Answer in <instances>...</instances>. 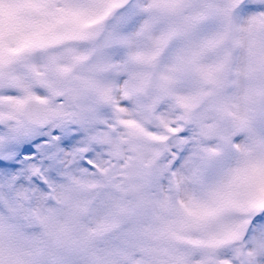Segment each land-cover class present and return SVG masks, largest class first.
I'll return each mask as SVG.
<instances>
[{
    "label": "snow or ice",
    "instance_id": "obj_1",
    "mask_svg": "<svg viewBox=\"0 0 264 264\" xmlns=\"http://www.w3.org/2000/svg\"><path fill=\"white\" fill-rule=\"evenodd\" d=\"M0 264H264V0H0Z\"/></svg>",
    "mask_w": 264,
    "mask_h": 264
}]
</instances>
